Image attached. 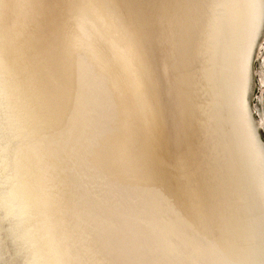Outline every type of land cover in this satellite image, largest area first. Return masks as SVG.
I'll list each match as a JSON object with an SVG mask.
<instances>
[{
    "label": "water",
    "instance_id": "obj_1",
    "mask_svg": "<svg viewBox=\"0 0 264 264\" xmlns=\"http://www.w3.org/2000/svg\"><path fill=\"white\" fill-rule=\"evenodd\" d=\"M263 36L264 0H0V264H264Z\"/></svg>",
    "mask_w": 264,
    "mask_h": 264
},
{
    "label": "rangeland",
    "instance_id": "obj_2",
    "mask_svg": "<svg viewBox=\"0 0 264 264\" xmlns=\"http://www.w3.org/2000/svg\"><path fill=\"white\" fill-rule=\"evenodd\" d=\"M260 44H261V49L259 50V55H258L257 61L254 64V68L258 74V78L255 79L256 80V86H255L254 94L252 96L251 106H252L253 110L255 111V114H254L255 119H258L261 121V119L264 118V114L262 112V107H261L263 94H264V84H263L264 72L261 71V67L263 66V68H264V36H263ZM259 134H260L262 141L264 142L263 132L259 131Z\"/></svg>",
    "mask_w": 264,
    "mask_h": 264
},
{
    "label": "bare ground",
    "instance_id": "obj_3",
    "mask_svg": "<svg viewBox=\"0 0 264 264\" xmlns=\"http://www.w3.org/2000/svg\"><path fill=\"white\" fill-rule=\"evenodd\" d=\"M261 49V44L259 45V48H258V53H257V58H258V55H259V50ZM261 59V58H260ZM261 71L262 72H264V68H263V66L261 67ZM256 75H257V78H258V74H257V72H256ZM264 80V79H263ZM261 83V82H260ZM263 84H264V82H263ZM262 112H263V114H264V94H263V99H262ZM263 119V120H262ZM261 119V121L260 120H258L260 123H261V125H262V131L264 132V118H262Z\"/></svg>",
    "mask_w": 264,
    "mask_h": 264
}]
</instances>
